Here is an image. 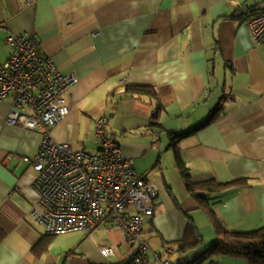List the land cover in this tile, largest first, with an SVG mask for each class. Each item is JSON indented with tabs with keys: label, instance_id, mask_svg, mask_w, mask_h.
I'll return each instance as SVG.
<instances>
[{
	"label": "crops",
	"instance_id": "0c3cea01",
	"mask_svg": "<svg viewBox=\"0 0 264 264\" xmlns=\"http://www.w3.org/2000/svg\"><path fill=\"white\" fill-rule=\"evenodd\" d=\"M262 7L264 0H0V62L12 52L9 36L34 32L43 55L78 74L64 95L75 107L54 140L97 154L95 123L109 117L122 156L160 185L143 235L174 264L193 263L220 240L186 186L177 152L192 182L247 180L207 197L227 228L264 226V45L248 24ZM134 85L152 93L133 95ZM12 100L0 102V264H131L137 247L117 225L57 235L46 252H33L44 236L28 221L37 172L10 155L35 156L43 134L6 123ZM217 108L213 122L193 131ZM209 260L249 264L238 256Z\"/></svg>",
	"mask_w": 264,
	"mask_h": 264
},
{
	"label": "built area",
	"instance_id": "2783aa9c",
	"mask_svg": "<svg viewBox=\"0 0 264 264\" xmlns=\"http://www.w3.org/2000/svg\"><path fill=\"white\" fill-rule=\"evenodd\" d=\"M248 24L254 42L264 45V8L251 15ZM8 42L12 52L0 62V102L13 96L6 123L43 134L35 156L10 155L37 172L38 199L28 221L43 235L54 236L117 225L126 242L137 247L133 264H151L152 259L155 264H174L153 250L143 235L155 214L160 185L139 174L133 160L122 156L107 128L109 117L102 115L95 123L96 142L101 145L97 154L74 151L69 143L54 140L53 130L75 107V99L64 95L77 84L78 74L61 70L43 55L34 32L11 35ZM101 251L106 257L115 254L111 245H101Z\"/></svg>",
	"mask_w": 264,
	"mask_h": 264
},
{
	"label": "trees",
	"instance_id": "16d2710c",
	"mask_svg": "<svg viewBox=\"0 0 264 264\" xmlns=\"http://www.w3.org/2000/svg\"><path fill=\"white\" fill-rule=\"evenodd\" d=\"M258 11L259 10H254V13H257ZM127 91L133 95L152 93V89L149 87L135 85L129 87ZM219 111L220 110H218V108L214 110L209 119L199 127L193 129V131H196V129L204 127L213 122L218 117ZM159 113L157 114L158 116ZM173 145L175 146L176 144L173 143ZM177 151L178 149H176V152ZM177 161L188 190L197 200L200 207L207 212L213 221L217 234L220 237V240L217 243L211 245V247L208 248L197 260L188 264H204L205 262H210L213 264V261L209 260L213 256H238L245 258L249 264H264V226L251 231L231 230L227 228L216 216L207 199L211 193L221 192L234 186L237 187L238 185L245 186L248 183L247 180L240 179L229 183H220L214 179L192 182L189 175V169L180 159L178 152ZM53 238L54 235H44L42 239H40L33 247V252L37 254L46 252ZM133 259L131 264H133Z\"/></svg>",
	"mask_w": 264,
	"mask_h": 264
}]
</instances>
